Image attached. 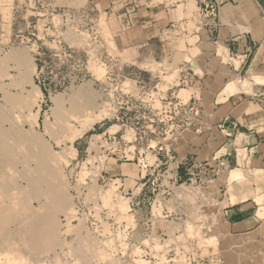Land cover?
<instances>
[{
  "label": "rangeland",
  "instance_id": "rangeland-1",
  "mask_svg": "<svg viewBox=\"0 0 264 264\" xmlns=\"http://www.w3.org/2000/svg\"><path fill=\"white\" fill-rule=\"evenodd\" d=\"M43 2L0 1V107H11L5 93L22 94L21 99L31 89L22 84L19 63L11 56L16 49L27 52L24 58L35 64L34 80L42 94L27 108L19 107L21 112L13 109L14 122L25 132L44 135L54 154L62 156L71 143L61 136L64 142L58 145L44 134L45 120L53 121V95L89 83L98 110L106 115L103 112L102 120L74 140L68 150L72 156L60 163L70 211L54 212L58 239L24 240L17 223L4 214L18 202L2 197L15 183L0 182V264H190L198 257H218L224 264H264V235H237L224 215L222 186L229 164H223L212 147L199 158L193 150L205 141L199 135H212L213 141L222 137L217 128L212 132L210 93L195 80L188 85L180 81L182 63L190 54L187 44L197 40L185 31L200 30L205 21L196 0L174 3L168 13L162 9L160 17L166 22L182 23L162 41L147 40L149 30L142 27L122 29L115 16L100 6L96 10L87 0ZM48 3L63 6L51 15ZM190 52L201 54L198 48ZM139 70L150 72L145 74L152 84L137 89L128 81L124 85L131 88H121L124 79L121 82L119 75ZM190 99L196 100L193 110L181 106ZM72 124L79 127L77 120ZM10 126L4 122L5 128ZM204 161L209 164L201 165ZM23 163L20 156L18 171ZM17 182L26 186L24 180ZM141 183L145 195L133 207L130 197ZM183 183L191 193L182 192ZM121 205H126V213L116 211ZM27 206L40 207L34 199Z\"/></svg>",
  "mask_w": 264,
  "mask_h": 264
},
{
  "label": "crops",
  "instance_id": "crops-1",
  "mask_svg": "<svg viewBox=\"0 0 264 264\" xmlns=\"http://www.w3.org/2000/svg\"><path fill=\"white\" fill-rule=\"evenodd\" d=\"M87 1L98 10L99 6L104 10L110 8L109 0ZM217 1L219 12L213 21L205 18L202 29L185 31L197 40L187 44L190 54L182 63L181 73L189 71L210 93L212 132L217 128L222 134L218 141H213L214 137L206 133L197 136L205 141L193 150L199 158L212 147L215 155L220 154L223 164L225 161L229 164L226 185L222 186L225 190L222 201H226L224 215L233 225L234 232L247 237L262 236L264 111L249 97L264 93V0ZM163 8L168 13L163 5L140 9L151 24L147 28L148 36H161V41L164 35L159 27L170 21L160 17ZM2 21L0 8V23ZM181 24L177 21L174 30L180 29ZM201 44L206 47L200 49ZM195 48L200 55L191 54L190 50ZM229 186L233 187L232 191Z\"/></svg>",
  "mask_w": 264,
  "mask_h": 264
},
{
  "label": "bare ground",
  "instance_id": "bare-ground-1",
  "mask_svg": "<svg viewBox=\"0 0 264 264\" xmlns=\"http://www.w3.org/2000/svg\"><path fill=\"white\" fill-rule=\"evenodd\" d=\"M0 1L4 2L6 0ZM10 52L12 53V58L19 63L22 84L30 86L31 89L27 90L29 92L28 97L25 98L23 96L21 98H25V101L20 99L22 94H20L21 96L18 95L19 97H13L5 93V99L11 104V107H5L6 105L0 107V182L8 180V182L15 183L13 188L5 191L3 189L2 197H10L14 198L15 202L18 201L14 204L16 209L15 207H10L12 208L11 210H5L7 212L4 213L6 216L4 218L9 221L11 219L14 220L23 234V239H26L29 243L31 241L39 243L49 239L56 240L58 239L57 231L59 228H57L54 212L70 211V202L64 192V181L60 173V163L72 156V152L68 150L69 148H74V140L102 120L105 111L98 110L99 104L89 83L72 88L68 94L57 93L53 95L51 98L53 102L51 112L53 121L45 120L44 134L55 140L57 144L64 142L62 139H66V142L70 141L71 143L62 156L54 154L44 135L42 136L32 131L25 132L14 122V110L19 109L21 112L19 107L27 108L30 102L41 96L42 92L34 80L35 64L24 58L23 53L27 52L16 49ZM182 94L187 97L186 91L182 90ZM73 120L78 121V128L72 126ZM6 121L11 123L8 128L4 127V122ZM61 136H63L62 139ZM100 137L101 135L96 136L97 139ZM76 151L75 148V153ZM20 156L24 166L23 170L18 171L16 165L20 161ZM31 161L35 162V166L29 165ZM19 179L24 180L26 186H18L17 181ZM180 188L183 193L189 194L192 192V188L184 183ZM10 190H13V192ZM30 199L39 201L40 207L38 209L28 207L27 204ZM125 207L126 205H121L116 208V211L118 213H126L127 208ZM69 213L72 214V212ZM8 220L7 222H9Z\"/></svg>",
  "mask_w": 264,
  "mask_h": 264
},
{
  "label": "built area",
  "instance_id": "built-area-1",
  "mask_svg": "<svg viewBox=\"0 0 264 264\" xmlns=\"http://www.w3.org/2000/svg\"><path fill=\"white\" fill-rule=\"evenodd\" d=\"M38 1H42V3H44L43 2L44 0H38ZM181 1H185V0H175L174 2L172 1L168 3H167V0H160V1H157L156 3H153V1L151 0H109L110 8L106 10L105 13L115 16L120 22L122 29H131L134 27H142L144 29H147L151 24L148 19H145L144 16H142L141 11H140L141 8L151 9V8H156L158 5H163L165 6V8H167V11H168L169 6L171 5L173 6L174 3H179ZM196 3L198 5L199 11L202 13V15L205 18L208 19V21H213L215 17L218 15L220 3L217 0H196ZM62 6L63 5L48 3V10H51V15H54V13L62 9ZM94 8L96 9V7ZM79 10L80 9H78V11ZM59 15L60 14L58 12L56 16H59ZM49 22L50 24H53L54 23L53 18H52V21H49ZM176 22L177 21L170 20L167 25H164L163 27H159V29L161 30V33L163 35L171 34V30H174L176 28ZM92 33H96V32L93 31ZM154 37L159 38V40L161 39V36H154ZM154 37L153 36L149 37L147 38V40H151ZM95 38H97V34H95ZM38 53H41V52H38ZM36 60L42 61L41 57L36 58ZM43 62L45 63L47 61L44 60ZM36 65L38 69V64L36 63ZM145 72H149V71L139 70V71H133L129 73H126V72L121 73L119 75V80L122 82V80L124 79V81L122 82L123 83L122 86L124 87H121V88H123L124 90L130 89L131 85H128V86L124 85V84H127L128 81L132 82L133 88L136 86L137 89L150 86L152 82L151 80L148 81V79L146 78ZM151 77L160 78L159 76L153 77L152 73H151ZM194 80L196 81V79H194L193 75L189 71L186 70V72H182V77L180 79L182 84L184 83L185 85H188L189 83H194L193 82ZM157 85L158 83L155 84L153 88H157ZM172 88L173 87H170L169 89H172ZM249 100L260 105V107L264 110V93H261L259 95H251L249 97ZM195 104H196V100L190 99L187 103H184L181 106H185V108H191L190 110H193L195 108ZM200 164L208 165L209 163L207 161H204V162H201ZM179 168H180V165H177V170ZM187 172L190 173V171H187ZM176 181L178 180L176 179ZM144 185H145L144 183H141L139 185L138 187L139 190L137 191V193L132 192L133 195L130 197V200H131V204L133 207L135 206V202L140 203L141 200L143 199L145 195ZM131 211H132V208H131ZM189 262L190 264H224L223 261L218 257H206V258L198 257L195 259H191Z\"/></svg>",
  "mask_w": 264,
  "mask_h": 264
}]
</instances>
